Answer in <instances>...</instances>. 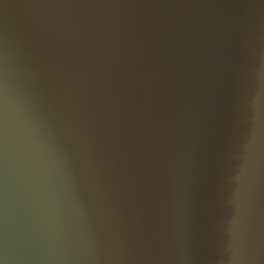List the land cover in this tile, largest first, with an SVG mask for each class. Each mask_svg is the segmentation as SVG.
Listing matches in <instances>:
<instances>
[{
	"label": "water",
	"instance_id": "95a60500",
	"mask_svg": "<svg viewBox=\"0 0 264 264\" xmlns=\"http://www.w3.org/2000/svg\"><path fill=\"white\" fill-rule=\"evenodd\" d=\"M0 264H264V0H0Z\"/></svg>",
	"mask_w": 264,
	"mask_h": 264
}]
</instances>
